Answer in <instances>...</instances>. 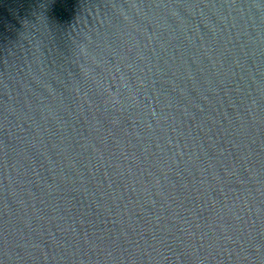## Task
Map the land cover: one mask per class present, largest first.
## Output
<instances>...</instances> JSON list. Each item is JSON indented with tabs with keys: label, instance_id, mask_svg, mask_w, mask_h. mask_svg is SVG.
I'll list each match as a JSON object with an SVG mask.
<instances>
[{
	"label": "water",
	"instance_id": "1",
	"mask_svg": "<svg viewBox=\"0 0 264 264\" xmlns=\"http://www.w3.org/2000/svg\"><path fill=\"white\" fill-rule=\"evenodd\" d=\"M0 264H264V0H0Z\"/></svg>",
	"mask_w": 264,
	"mask_h": 264
}]
</instances>
